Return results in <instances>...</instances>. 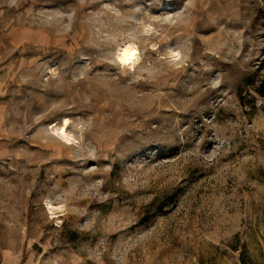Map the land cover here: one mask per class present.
Segmentation results:
<instances>
[{
  "label": "rangeland",
  "instance_id": "rangeland-1",
  "mask_svg": "<svg viewBox=\"0 0 264 264\" xmlns=\"http://www.w3.org/2000/svg\"><path fill=\"white\" fill-rule=\"evenodd\" d=\"M0 264H264V0H0Z\"/></svg>",
  "mask_w": 264,
  "mask_h": 264
},
{
  "label": "bare ground",
  "instance_id": "bare-ground-1",
  "mask_svg": "<svg viewBox=\"0 0 264 264\" xmlns=\"http://www.w3.org/2000/svg\"><path fill=\"white\" fill-rule=\"evenodd\" d=\"M149 28V27H148ZM138 47L134 42L124 41L120 43L116 49L115 56L117 61L121 65L132 66L139 58ZM175 55V54H174ZM178 57V56H177ZM69 119L67 117L62 118L60 124H53L52 127L56 134H58L62 139L69 142L72 138V134L67 130V125ZM60 206H56L59 208Z\"/></svg>",
  "mask_w": 264,
  "mask_h": 264
}]
</instances>
